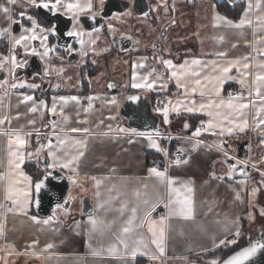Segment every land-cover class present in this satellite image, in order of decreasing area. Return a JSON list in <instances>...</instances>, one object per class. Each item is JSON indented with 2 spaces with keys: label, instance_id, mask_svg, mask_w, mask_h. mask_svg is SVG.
Here are the masks:
<instances>
[{
  "label": "snow or ice",
  "instance_id": "6c2138e0",
  "mask_svg": "<svg viewBox=\"0 0 264 264\" xmlns=\"http://www.w3.org/2000/svg\"><path fill=\"white\" fill-rule=\"evenodd\" d=\"M228 3H234V0H227ZM20 0H6L4 4H0V14L9 22L8 27L0 29V36L7 35L10 39L11 46L7 54L0 53V72H8L12 78L9 84L8 79L0 80V88L8 85L12 89L25 87V81L17 82V70L28 65V57H39L42 61H46L43 74L51 76L53 73L60 78L64 72L63 67H56L50 63L48 58L51 54L58 55V48L55 44L49 43V37L60 34L55 23L45 25L41 23L36 16L29 14L26 11L18 13L19 18H16V7ZM24 3L30 9L43 10L50 13L52 16H63L71 21V28L63 33L68 38H72L80 45L79 48H74L68 44L64 51L69 56L73 53L79 54L82 58L87 57L91 52L95 56L109 52L111 46L98 49L97 41L100 40V29L93 28L92 31H87L82 23L81 18H87L91 21H96L98 17L103 16L105 8V0H24ZM136 5V0H128V12L119 15L132 16L133 8ZM164 9L165 15L169 11L168 0H158L157 5L153 6L152 11L156 12L159 8ZM212 26L214 28H229L243 30L246 27L253 29V40L245 41L252 49L250 55L229 59L226 52H218L214 59L208 62H202L200 59L185 60L182 64H175L172 59L165 58L162 54L154 55L156 63L163 66V69L169 73V79L175 81L177 90L180 92V98L175 101L168 99L167 102H160L154 109L155 112L163 117V123H170V113L180 116L187 114H201L207 119H201L199 124L191 132V135L181 137L186 141L192 151H196L200 147L208 150H215L221 153L222 159L214 161L213 167L219 163L221 171L224 175H217L213 170L209 173L212 180L223 181L225 178L234 180L238 175L242 179H235V183L240 185V189L233 188V202L244 203L245 197L242 192L247 195L248 207L254 208V198L264 188V155L259 159H254L249 155L246 159H239L230 151L231 145L229 139L239 138L240 133H245L246 130L252 129L258 131L259 146L264 147V35H258L257 30L264 32V0H246V7L243 8L238 19L234 20L226 15L215 11L216 5L213 4ZM171 10L175 12L174 3ZM119 15L116 18H119ZM146 18L147 12L143 13ZM160 17L157 16V19ZM26 20L29 26H25L23 21ZM175 24V20H171ZM16 25L20 28L19 34L12 31V26ZM108 32L115 40L118 30L111 24L107 25ZM95 33V35H94ZM163 35V33H161ZM199 37V33H196ZM87 37V39H85ZM121 40H133L131 35L119 33ZM213 39L223 42V35L213 37ZM38 42V47L34 44ZM134 44H139V40H134ZM153 50L157 48L156 44H152ZM233 48L236 44L232 45ZM17 49H22L24 59H18ZM170 54V50H169ZM58 59L63 61V56H58ZM147 57L140 58L138 61H133L132 68V83L133 89L153 90L159 86L167 88V82L164 81V73L155 66L149 68L147 65ZM95 63V61H93ZM128 63V61H125ZM148 68L144 75H138V69ZM235 71L236 75H233ZM235 80L240 84V91H228L224 94V84L228 81ZM158 82H160L158 84ZM29 88L39 87L36 84H28ZM60 88L61 84L54 85ZM109 88L115 87L113 84L108 85ZM199 97V99H197ZM82 99L87 100V105L82 104ZM99 99L93 95L80 97L78 95H59L53 96L49 105L44 99H37L34 95L23 94L20 103L29 104L28 112L32 114L40 113L43 117L46 111L52 117L58 119H50L48 125H43L47 128L51 125V130L46 135L47 143H41V129L36 128L35 120H29L28 124L32 126L31 130H25L23 126L20 128L5 129L2 126L11 124L12 119H19L20 113L15 117H10L6 112L0 114V136L7 138V165L4 171H0V186L3 187V202H0V217H6L7 213L15 215L27 216L34 224L49 226L57 220V210L67 212L65 204L70 202L74 197L69 194L67 200L63 203H56L52 209V214L47 218L41 219L37 215H30V209L35 206L37 209L41 206V198L39 194L52 180L67 179L70 184L77 187H82L78 179L81 158L85 155L87 148L88 137L96 134L89 127H66L70 117L65 113V108L70 104L77 107L76 115L79 116L81 110L84 113L90 112L93 107V101ZM129 101H138V95H129ZM111 105H117L119 102L116 97L106 101ZM254 110V115L249 120L250 112ZM115 119V116L109 117ZM77 123L87 124V119ZM100 123H103L101 121ZM184 129H189L191 125L187 120L184 121ZM108 129L112 130V125H108ZM119 133L129 135L128 143L132 144L136 141L131 137L143 138L147 140L148 146L162 152L167 158L169 152L167 148L161 147L156 137L162 134L159 130L154 132L138 131L135 128H118ZM71 133L82 134V138H76L70 135ZM217 137V141L206 143L201 137L205 134ZM108 133H102L107 135ZM35 135L37 137L38 147L35 151H28L30 146V138ZM55 138V140H53ZM46 150L47 161L44 165L43 175L41 179H36L24 171L23 165L26 160L41 159V153ZM187 149L177 148L175 159L170 164H166L163 168L153 166L148 169L150 178H154L151 192L148 191L149 185L144 184L143 189H136L134 196L138 202L144 205L151 204V210L143 216L138 215L137 203L129 208L127 202L121 205L120 215L123 217L125 210L130 212L126 219H123L119 224L117 220H105L98 217L89 216L88 224L90 228L88 235L91 238L96 236L110 237L106 247L100 249L92 248L91 255L98 256L106 252L111 258L117 259L122 264H135L138 255L146 257L153 264H163L161 258L166 255L167 241L169 234L172 231L171 221L178 219L184 222H194L196 220V188L195 181L191 178L181 180L177 177L169 175V168L172 166L180 167L189 163V158L184 155ZM251 151V145H249ZM259 173L260 180L258 186L248 187V182L251 179V174L248 169ZM69 173L66 176L58 175L61 172ZM95 182L97 196L100 195L99 188L103 183L102 179L91 177ZM104 179H107L105 177ZM205 183H208L205 181ZM111 192L112 189H109ZM34 193L36 197H34ZM107 203V202H105ZM10 205V206H9ZM158 205H162L166 212L158 218H153L151 213L155 211ZM101 208L104 205H100ZM211 210V209H210ZM207 215V213H205ZM259 215L264 217V208H261ZM248 219L254 220L255 216L252 211H248ZM240 216L230 218L225 214L223 219H217L215 224L222 226L224 236L217 238L215 234L211 236L213 247L221 245H231L236 243L235 239H229V235L239 237ZM147 229L148 236L145 235L144 229ZM197 230L201 233H207L206 225L198 224ZM55 231V229H53ZM184 235L183 231L179 233ZM4 224L0 222V238H3ZM39 244V240H32L25 249L24 253L17 252L15 247L8 244L5 249L4 264H9L7 257L15 255L29 254L39 258L41 253L34 251ZM53 248V244L48 243L44 246L41 252H45ZM10 249V250H9ZM264 251V233L259 239L250 241L248 246L234 252L227 258H213L209 264H248L249 261L258 253Z\"/></svg>",
  "mask_w": 264,
  "mask_h": 264
},
{
  "label": "crops",
  "instance_id": "0c3cea01",
  "mask_svg": "<svg viewBox=\"0 0 264 264\" xmlns=\"http://www.w3.org/2000/svg\"><path fill=\"white\" fill-rule=\"evenodd\" d=\"M5 2L6 0H0V4H4ZM152 2L153 6H155L158 0H152ZM223 2L228 3L227 1ZM168 3L172 5L174 3L175 12L173 15H169L168 11L167 15H165L164 9L162 7L159 8L164 16L162 24H167L172 19L175 20V24L171 27L173 34L172 41L164 47L163 52L166 58L172 59L175 64H182L185 60L190 61L194 58L200 59L202 62H208L218 59L216 53L222 51L227 53L229 59L250 54L254 55L252 49L245 43V41L253 40L252 28L246 27L243 30H237L224 27L214 28L212 26L213 4L216 5L215 11L236 20L241 15L243 8L246 7V2L229 3V9L220 6L217 0H195L190 5H186L184 0H168ZM26 7L27 5L24 3V0H20L16 11H22ZM8 23L4 16L0 14V29L8 27ZM196 33H199V37L195 35ZM257 34L264 35V32L257 30ZM220 35L225 37L223 42L213 39V37ZM3 40L8 42L10 48L11 42L9 37L7 35L0 36V42ZM185 40L187 41L186 51L179 45V42ZM173 42L175 43V49L172 54H169L170 46ZM233 44H236L235 48L232 47ZM18 51L23 53L22 49H18ZM134 59L138 61L140 58ZM38 60L43 64L39 57ZM146 63L149 68L154 66L149 61H146ZM158 69L164 73V81L167 82V88L157 86L153 90L141 89L144 95L147 97L155 93L165 95L164 99L160 101L165 103L168 99L175 101L177 98H180V92L176 88L175 81L169 79V73L163 69V66H158ZM147 71L148 68L137 70L138 75H144ZM233 75H236L235 71ZM26 87L27 82L23 88L12 89L8 85L0 88V114L6 112L10 117H15L17 113H20L19 119H12L10 125L6 123L2 127L5 129H18L23 126L25 130H31L32 126L28 124V121L35 120V127L41 129L42 132L40 142L47 143L45 134L50 132L51 125L47 128L43 127V125H48L49 114L45 111L43 117H41L40 113H29L30 102L29 104L20 103L23 94L34 95L30 91L25 90ZM231 87H240V84L235 80L226 82L223 86L225 95ZM130 88L133 90L131 85ZM112 97L115 96H106L105 99L108 101ZM160 102L157 101L155 103L153 110ZM82 104L86 106L87 102H82ZM110 106H112L111 110H103V112L91 110L88 113H84L81 110L79 116L76 115L77 107L74 104L70 103L65 108V113L70 117L66 127H89L96 134L95 136L88 137L85 155L81 158L78 168L79 175L76 177L82 185L87 187V196L90 197L94 207L93 212L84 215L76 211L69 214H59L57 215L56 222L49 226L34 224L27 216L23 215L7 213L6 217H0V222L4 224L5 233L4 237L0 238V249H5L8 244H11L17 252L24 253L26 246L32 240H39V244L34 249V251L41 253L39 258L31 255L30 253L33 250H29V254H13L12 256H8L7 260L9 264H122L121 261L109 257L106 252L98 256L91 255L89 244H91L92 248L100 249L102 246L106 247L110 237L107 235L99 236L97 234L90 239L88 235L90 228L88 224L89 216L105 220L115 219L117 220V224H119L130 215L127 209L123 217L120 215L121 205L125 202H127L129 208L138 203L139 216H143L146 212L150 211L151 204L144 205L142 202H138L133 193L136 189L144 191V184L149 185L148 191L151 192L154 178L149 177L148 169L155 159L165 156L157 149L149 147L147 140L143 138L131 137L136 142L129 144V135L119 133L117 129H130L132 127L123 125L119 119L117 120L118 105H111L105 102V107L109 108ZM154 113L160 117L159 126L164 128V131L161 133L162 135L156 137L161 147L167 148L166 135L170 134L173 137L172 141L174 144L187 149L186 156L189 158V163L180 167H170L169 175L181 180L191 178L195 181L196 188V220L194 222H184L178 219L171 221L172 231L167 241L166 255L161 258V261L163 264H209L210 260L205 256L206 253L219 248L213 247L211 236L215 234L218 239L224 236L222 226L215 224V220L223 219L225 214L230 218L240 216L241 235H248L264 229V217L259 215L260 209L264 208V188H261V191L254 198V208L250 209L248 207L247 195L244 192H242V195L245 197L244 203L233 202L234 192L232 189L239 190L241 187L235 183V179H242V177L237 175L234 180H228L227 178L223 181L212 180L209 173L213 170L217 175H224L221 171L222 166L219 163H216L213 167L214 161L222 159L221 153L215 150H208L204 147L192 151L190 145L180 139L181 137L191 135V132L199 124V121L201 119L206 120L207 117L201 114L184 113L177 116L174 113H170V123L164 124L163 117L155 111ZM252 115H254V110L250 112V122ZM112 116H115L114 120L109 119ZM85 119L88 121L87 124L77 123L78 120L83 121ZM185 120L191 125L187 130L183 126ZM101 121L103 123H100ZM109 124L112 125L111 131L108 129ZM105 132L108 134L102 135ZM70 135L82 138V134L71 133ZM53 139L55 140V138ZM201 139L205 140L206 143H211L217 141L218 138L205 133ZM228 143L231 145L230 151L232 154L239 159H246L251 155L254 159L258 160L261 155H264V147L259 146L258 131H254L251 128L246 130L245 133H240L239 138L229 139ZM239 145H242L241 149ZM249 145H251V151H249ZM38 146L37 137L33 135L30 138V146L27 150L34 152ZM6 148L7 138L0 136V171L6 169ZM41 157L39 160H26L23 165L24 171L31 175L27 171V164L33 165L36 171H43L45 164L42 163V159L47 160L46 150L41 153ZM260 167H264V165H260ZM248 171L251 174L248 187L258 186L260 180L259 173L251 168ZM64 173L69 174L66 171ZM91 177L103 180L99 188V196L95 194L97 188ZM105 177L107 179H104ZM205 181L208 183H205ZM109 189H112V191L110 192ZM3 195V187L0 186V202H3ZM102 204L104 205L103 208L100 207ZM248 211L253 212L255 216L254 220L248 219ZM165 212L166 209L162 205H158L151 215L153 218H158ZM30 215H37L33 206L30 209ZM40 218L44 219V217ZM198 224L206 225L208 232H199L197 230ZM181 231L184 233L183 236L179 234ZM144 233L146 236L149 235L146 228L144 229ZM239 237L229 235L228 238L237 240ZM48 243L53 244V248L41 252ZM224 246L221 245L220 247ZM4 256L5 251H0V257ZM0 264H4L3 259H0ZM129 264H131V261ZM135 264H153V262L142 255H138Z\"/></svg>",
  "mask_w": 264,
  "mask_h": 264
},
{
  "label": "flooded vegetation",
  "instance_id": "af4514ba",
  "mask_svg": "<svg viewBox=\"0 0 264 264\" xmlns=\"http://www.w3.org/2000/svg\"><path fill=\"white\" fill-rule=\"evenodd\" d=\"M105 0V4H106ZM128 4V0H124ZM186 5L193 4L195 0H184ZM148 8L146 7V4L140 2L137 6L136 12L135 8H133V15L132 16H125V15H119L121 13H127L128 8H126L122 12H114L112 15L107 17H98L97 22L100 24V40L97 41L96 47L98 49H102L105 47L111 46V50L106 53H102L99 56L93 55L91 52L87 57L82 58L79 54L73 53L71 56H69L67 53H65L64 49L68 44H71L74 48H79L80 45L76 43L74 39L62 40L60 43L57 42L55 36L49 37V43L57 45L58 48V55L52 54L51 57V64L54 66L62 65L66 67V65H72L74 63L79 62V68H78V76H79V86L75 89H68L66 80H63L62 77L57 78L54 73L51 76H44L43 70L45 65L42 64L38 57H28V65L24 68L17 70V82L24 80L28 84H36L39 87L37 88H29L26 87L25 90L30 91V93H33L37 99H44L46 102L51 104V99L53 96H59V95H78L82 98L87 97L89 95H93L95 97H99V99H95L93 101L94 107L92 111H100L103 112V110H111L110 106L105 107V102L107 99H105L106 96H115L118 100V109H117V120L119 119L120 123L123 125L129 126V118H127V111L124 110L122 113L123 105L125 101L127 100V97L129 95H137V94H144L141 89H131V64L133 61H137L134 58H143L147 57V61L154 64L155 67L158 68L159 64L156 63L155 59H153L154 55L162 54L165 58L166 55L164 54L163 50V42L155 41V35L157 34L155 32V29L157 27L163 28L161 32L159 33V39H163L161 33H163V36L168 37L169 33L171 32V27L174 26L171 22L167 24H162V20L164 19V16L162 15L161 9L154 12L152 11L153 8V2L152 0H147ZM169 4V15H173V11L171 10L172 4ZM26 11L31 15L36 16V18L43 24L49 25L51 24L49 21L41 19L39 17L38 11L36 9H30L28 6L22 10ZM15 12L17 14L16 18H19L18 11ZM147 12L148 16V31L145 28V25L141 22V19L145 18L143 16V13ZM119 15V18H116ZM157 16L160 18L157 19ZM83 18V17H82ZM81 18V20H82ZM23 23L25 26H29L27 21L24 20ZM108 23H111L117 30L118 34L113 39L112 35L108 32L107 25ZM14 28V25L12 26V29ZM71 28V25H70ZM70 28L68 30H70ZM85 28V27H84ZM86 29V28H85ZM87 30V29H86ZM92 31V30H87ZM119 33H125L127 35H131L133 37V40H121L119 38ZM95 35V33H94ZM68 38V37H66ZM87 39V37H85ZM151 39L153 42H151ZM172 39V38H171ZM134 40H139L140 43L134 44ZM156 44L157 48L153 50V48L148 44ZM180 47L186 51L187 49V41L179 42ZM177 44V43H176ZM8 42L5 40L0 42V53L7 54L8 53ZM175 49V43L173 42L170 46V54L173 53ZM17 55L18 59H24V53L18 51L17 49ZM58 56H63V61L58 59ZM95 61V63H93ZM125 61H128V63H125ZM2 79H8L9 83L12 82V78L9 76L8 72H0V80ZM72 83L73 77L69 79ZM39 81V82H38ZM38 83V84H37ZM61 84L60 88L54 87L56 84ZM113 84L115 87L109 88L108 85ZM125 88L127 90L126 97L121 99L120 92L122 86H126ZM32 89V90H31ZM82 102H87L86 99H82ZM52 119H56V117H53Z\"/></svg>",
  "mask_w": 264,
  "mask_h": 264
},
{
  "label": "water",
  "instance_id": "95a60500",
  "mask_svg": "<svg viewBox=\"0 0 264 264\" xmlns=\"http://www.w3.org/2000/svg\"><path fill=\"white\" fill-rule=\"evenodd\" d=\"M217 1L223 2L227 0H217ZM140 2L146 4V7L148 8L147 0H136V5L134 7L136 12H138L137 6L139 5ZM126 5L128 4L124 0H107L102 17L110 16L114 12H122L126 8H128L126 7ZM37 11L41 19L47 20L50 23H55L57 25L58 32L60 34L55 35V37L58 43H60L64 39L67 41L71 39V38H66L67 36L63 35V33L70 28L71 21H69L66 17L63 16H52L50 13L43 10H37ZM138 13L141 14L140 12ZM82 23L87 30H92L93 28H97L100 25L97 22V20L91 21L87 18H82ZM12 31L15 34H17L20 32V28L14 25ZM137 95L140 97L138 101L133 102L127 99L123 105L122 113L124 110L127 111V118H129L130 121L129 126L137 129L138 131L159 130V132L162 133L164 131V128L159 126L160 117L156 113H154L151 101L144 94H137ZM46 161H47L46 159H42V163L45 164ZM58 175L66 176L68 174L61 172L58 173ZM71 186L72 184H70L67 179L50 181L39 194V198H41L40 208L37 209L35 206H33L35 213L38 216L44 218L50 216L52 214V209L55 207L56 203H63L65 200H67L71 190ZM34 197H36L35 193H34ZM73 200L74 199H72L70 202L65 204V208L69 209L73 203ZM93 210L94 207L92 205L90 197L85 196L82 199V213L90 214L93 212ZM248 244L243 247L248 246ZM241 248H239L236 251H239ZM234 252H232L228 256L232 255ZM248 264H264V251L258 252L251 259V261L248 262Z\"/></svg>",
  "mask_w": 264,
  "mask_h": 264
},
{
  "label": "rangeland",
  "instance_id": "374dc122",
  "mask_svg": "<svg viewBox=\"0 0 264 264\" xmlns=\"http://www.w3.org/2000/svg\"><path fill=\"white\" fill-rule=\"evenodd\" d=\"M141 22L145 25V28L146 30L148 31L149 27H148V21H147V18H143L141 19ZM163 28H160V27H157L155 29V32L157 33L155 35V41H160V42H163V47H166V45H168L172 40L171 38H173V34L172 32L169 33L168 37H166L165 39V36L162 35L163 39H159V33L161 32ZM19 33H17L18 35ZM151 42H153V40L151 39ZM34 44L38 47V42H34ZM148 45H152L151 44H148ZM53 55L51 54L50 57L48 58L49 61H51V57ZM42 61V60H41ZM43 64L45 65L46 64V61H42ZM51 63V62H50ZM79 62L77 63H74L72 65H66V67L62 66V65H57L56 67H63L64 68V72L62 74V79L63 80H66V83L68 84L67 85V88L68 89H75L79 86V76H78V68H79ZM162 66V65H160ZM55 75V73H54ZM73 77V80H72V83L70 82L69 79H71ZM39 82V81H38ZM38 84V83H37ZM127 87L126 86H122L121 88V92H120V97L121 99H123L124 97H126V94H127V90L125 89ZM128 88V87H127ZM32 90V89H31ZM50 105V104H49ZM53 117L49 115L48 117V120L52 119ZM80 183V182H79ZM82 185V183H80ZM72 197H74V200H73V203L72 205L70 206V208L68 209L67 212H64L62 210H57V215L59 214H63V213H71V212H79L81 214L82 213V199L87 196V187L82 185V187H77L76 185L72 184L71 186V190H70V193ZM84 215V214H83ZM257 232L255 233H251V234H248V235H241L239 238H237L236 240V243L237 242H240L243 238L246 239L247 241H249V237L248 236H251V235H254L256 234ZM254 239V238H253ZM255 240V239H254ZM235 244V243H234ZM233 245V244H231ZM230 245H225L224 247H219V248H216L212 251H210L209 253H206L205 256L208 257L209 260L213 259V258H222V255L223 253H225V249L229 248Z\"/></svg>",
  "mask_w": 264,
  "mask_h": 264
},
{
  "label": "built area",
  "instance_id": "2783aa9c",
  "mask_svg": "<svg viewBox=\"0 0 264 264\" xmlns=\"http://www.w3.org/2000/svg\"><path fill=\"white\" fill-rule=\"evenodd\" d=\"M246 2V0H234V3H244ZM228 91H232V92H238L240 91V87H231L229 88ZM172 135L167 134L166 135V139H167V149L169 152V156L166 157H159L157 159H155L152 163H151V167L153 166H158L160 168H163L166 164H170L171 161L173 159H175V154H176V150L177 148H182L180 145L174 144L172 141ZM184 155L186 156V152L184 153ZM170 169V168H169ZM264 233V229H261L260 231H258L256 234L248 236L249 241H254V239H259L261 237V234ZM254 238V239H253Z\"/></svg>",
  "mask_w": 264,
  "mask_h": 264
},
{
  "label": "trees",
  "instance_id": "16d2710c",
  "mask_svg": "<svg viewBox=\"0 0 264 264\" xmlns=\"http://www.w3.org/2000/svg\"><path fill=\"white\" fill-rule=\"evenodd\" d=\"M219 3H220V6H224V8L229 9V6H228L229 3H225V2H219ZM164 96L165 95H160V94H156V93L155 94H151L148 98H149V100L152 103V107L154 108L155 103L157 101L160 102L162 99H164ZM239 148L241 149L242 145L241 146L239 145ZM27 165H28L27 166V171L32 175L34 180L40 179L42 177L43 171H41V170L36 171V169L33 168V165H30V164H27ZM248 243H250V241H247L246 239L243 238L240 242H237V243H235L233 245H230L229 248L225 249V253H223L221 259H224L229 254H231L232 252L238 250L239 248L247 245Z\"/></svg>",
  "mask_w": 264,
  "mask_h": 264
}]
</instances>
